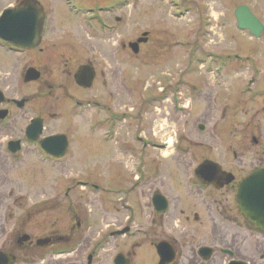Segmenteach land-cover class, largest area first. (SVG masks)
Returning <instances> with one entry per match:
<instances>
[{
	"label": "rangeland",
	"instance_id": "374dc122",
	"mask_svg": "<svg viewBox=\"0 0 264 264\" xmlns=\"http://www.w3.org/2000/svg\"><path fill=\"white\" fill-rule=\"evenodd\" d=\"M183 1L189 2L135 0L124 6L117 13L121 22L118 23L116 39H121L126 46L121 61L115 60L112 54L114 41L99 44L89 39L78 25L79 20L69 15L66 8V13L60 7L53 9L52 29L55 37L65 38L69 31L71 39L73 37L75 43H80L91 58H100L99 66L106 73L105 84L100 79L88 92L74 90L82 95L83 100L98 101L112 111L104 113L89 108L90 111L86 113L82 110L84 114L80 117H76V114L82 113L75 111L66 119L47 123L49 134L63 132L70 136L73 149L71 162L67 165L72 166H60L53 170L36 156H30L22 169H15L10 176L11 184L17 188L22 184L28 214L21 215L17 208H12L11 226L22 219L27 226H77L80 222L81 226H95V234L91 238L98 239L101 226L127 224L130 214L120 201L125 202L126 191L136 186L130 196V202L137 208V214L131 216L133 226H150L155 215L151 205L154 193H162L169 201L168 212L153 219L156 226L163 221L168 235L182 236V243H186L185 246H178L181 253L178 264H183L182 255L191 256L198 263L199 249L210 243L215 244L214 261L217 264H227L232 259L264 264L263 236L239 216L234 196L225 191L216 192L224 204L232 209L234 217H239L238 223L226 226L232 245L224 246L219 237V234L226 232L222 229L224 226H217L216 223L213 226L208 208L201 203V197L210 195L212 190L202 192L194 182V170L198 167L199 159H217L226 147L225 140H214L213 129L218 126L220 131L222 128L220 132L224 138H238L237 133L241 128L232 127L235 124H231L230 118L222 119L221 104L226 101L228 87H239L246 78L239 71L236 72L241 74L239 76L231 74L234 71L222 77L209 73L211 55H204L206 60L201 66V53L211 52L214 53L213 57L231 52L250 54L264 68V44L239 32L233 14L237 6L250 5L264 20V0H199L200 4L208 3L212 8L211 14L204 17L209 22L207 34L199 32L203 28L199 29L195 6L192 5V11L186 13L180 5ZM89 2L92 4L94 0ZM42 3L47 4L46 1ZM143 33H149L148 42L135 56L129 43L142 38ZM180 79L185 84L178 86ZM200 85L204 96L198 97L195 89ZM163 89H167L168 100L163 104H150L151 98L158 97ZM211 94L213 97L216 94L220 96L218 111L216 108L212 110L210 102L206 103ZM231 102L229 99L228 104ZM180 106L184 107L183 113ZM110 113L118 117L115 132L109 128ZM199 125H204L206 130H198ZM147 142L148 148L145 147ZM74 178L89 180L110 187L113 191L118 190V185L123 190L105 195V207L102 196L91 190L77 189L66 196V187ZM116 179L118 184L115 186ZM52 197H55L53 203L41 212L32 209V205L40 199ZM182 209L187 211L186 214H191L189 222L181 215ZM194 213H197L199 221L194 220ZM214 232L218 235V241L214 238ZM95 244L97 242L93 241ZM227 248L234 252L233 257L220 252ZM151 258L157 260L155 250L147 247L141 263L149 264Z\"/></svg>",
	"mask_w": 264,
	"mask_h": 264
},
{
	"label": "flooded vegetation",
	"instance_id": "af4514ba",
	"mask_svg": "<svg viewBox=\"0 0 264 264\" xmlns=\"http://www.w3.org/2000/svg\"><path fill=\"white\" fill-rule=\"evenodd\" d=\"M42 1H46L47 4L43 5ZM89 1L0 0V264H143L141 259L147 247L153 248L157 256V260L154 261L151 258L149 264H159L160 258L156 247L161 243H168L173 247L177 255L173 264H178L181 256L178 246L186 244L182 243V236L179 238L168 235V228L163 226V221L160 226H156L153 217L165 215L170 207L169 201L160 192L154 193L151 199L152 213L155 215L152 216L150 226H133L134 221L131 216L137 214V208L130 202V196L136 190V186L126 191L127 202L120 201L124 203L123 207L130 214L126 220L127 224L125 226H101L98 230V239L91 238L95 234V226H81L80 222L77 226H55L54 224H51L52 226H27L22 219L11 226L12 208L14 210L17 208L21 215L28 214L25 210L26 202L21 189L22 184V187L18 188L11 184L10 176L15 169H22L30 156H36L42 164H47L53 170H57L60 166L62 168L72 166L67 165L71 162L70 155L73 149L70 136L63 132L49 134L47 123L66 119L75 111L82 113L77 112V116L74 115L80 117L90 111L89 108L98 109L104 113L112 111L110 107L98 101L83 100L82 95L77 94L76 91L92 90L100 79H103L105 84L106 73L99 66L100 58H91L80 43H75L73 37L71 39L68 35L69 31L65 38L55 37L53 34L55 31L52 29L55 13L53 9L60 7L64 11L66 8L65 11L69 15L79 20L78 25L83 28L84 34L89 39L99 44L114 41L111 47L112 54L115 60L121 61L122 51L126 50V46L121 39H116L119 33L118 23L121 22L117 13L135 0H94L92 4ZM188 1V3L180 2V5L186 13H190L192 7L195 6V16L199 18V29L203 28L204 31L200 29L199 32L207 34L206 28L209 22L205 21L204 17L211 14L212 8L208 3L200 4L199 0ZM240 7H247L263 26L259 37L252 35L249 30L239 28L236 11ZM7 11H13V13L7 14ZM233 14L239 32L264 44V20L250 5L237 6ZM143 45L145 43L140 45L139 53ZM200 50L203 51L202 48ZM138 54L134 55L138 56ZM208 54L211 55L209 57L212 61L211 67L208 68L209 73L222 77L228 72L234 71L231 73L233 74L239 71L246 75L245 82L239 87H234V85L228 87V93L225 94L227 102L221 104L222 119L230 118L231 124H235L232 127L241 128V131L237 133L238 138L235 140L224 138L221 133L222 128L220 132L219 127L216 126L212 131L213 136H216L214 140L218 138L220 141L225 140L224 147L225 145L226 147L217 159L202 158L198 163V167L205 162L218 164L221 168V172L217 175L219 179H227V175L231 174L234 177L233 182L222 189H217L214 185H206L194 175V182L199 186L200 191L212 190L210 195L205 194V197H201V203L208 208L207 213L212 225L216 223L217 226H224L222 229L227 232L226 226L238 223L239 217H234L232 209L224 204L216 192L225 191L228 195L231 193L237 203L240 184L256 170L264 169V68L258 59L250 54L231 52L219 57L218 55L213 57L214 53L211 52ZM204 55L206 53L202 52L201 66L206 60ZM103 60L105 61L104 58ZM78 73L86 79L93 75L90 88L78 84L76 80ZM183 83L185 84L182 79L177 81L178 86ZM199 87L195 89L198 97L204 96L202 86ZM216 95L214 97L213 94L208 95L206 103L210 102L212 110L216 108L218 111L220 96ZM205 98H207L206 95ZM229 99L232 100L230 105L228 104ZM167 100V89H163L158 97L151 98L150 104L154 105L157 102L163 104ZM82 110H85L84 113ZM182 111L184 112V107L180 106V112L183 113ZM240 119L243 120L239 121ZM37 121H41L43 131L38 141L30 142L27 134L35 133L36 128L32 126ZM109 123L111 124L109 128L114 129L115 132L118 117H113L110 113ZM200 126L198 130L204 132L206 127L202 125L204 127L202 130ZM46 131L47 135L44 136ZM57 135L66 136L68 142L67 153L61 159L48 156L41 148L42 140ZM59 146V143L54 144V148ZM145 147H149L148 142ZM117 184L116 179L115 186ZM77 189L91 190L94 194L101 195L104 205L105 195L122 192L123 187L117 185L118 190L113 191L110 187L74 178L66 187V196ZM157 194L168 201V207L164 212L156 210L154 197ZM54 198H42L32 205V209L41 212L43 208L53 203ZM237 211L244 219L239 212L238 204ZM186 212L182 209L181 215L189 222L191 214H186ZM196 214L194 213V220L199 221ZM245 222L253 226L248 221L245 220ZM226 232H223V235L219 234V237L224 242V246H231L232 243ZM260 233L263 236L261 241L264 243V231ZM214 238L218 241L216 232H214ZM93 241L97 244L93 245ZM214 247L215 244L210 243L200 248L198 263L196 259L192 260L191 256L184 255L183 257L182 255L183 264H217V261H214ZM203 248L212 250L208 259L200 254ZM221 250L231 251L234 254L229 248ZM262 259L264 260V256Z\"/></svg>",
	"mask_w": 264,
	"mask_h": 264
},
{
	"label": "water",
	"instance_id": "95a60500",
	"mask_svg": "<svg viewBox=\"0 0 264 264\" xmlns=\"http://www.w3.org/2000/svg\"><path fill=\"white\" fill-rule=\"evenodd\" d=\"M7 14L13 13V11H7ZM239 28L241 30H249L250 33L256 37L260 36L263 30L261 23L252 15L247 7H240L236 11ZM148 34H144L142 38L136 42L129 44L130 49L135 53H139L140 44L148 41ZM76 80L79 85L90 88L92 86L93 75L90 78H82L80 73L77 74ZM32 128H36L35 133H28L27 137L30 141H37L42 134L41 121L34 122ZM200 129L204 130L201 125ZM59 143L60 146L54 148V144ZM67 138L64 135H57L41 141L42 150L47 153L48 156L61 159L64 158L67 153ZM221 172V168L218 164L213 162H205L199 166L195 173L198 178L203 180L208 185H214L217 189H222L225 185H229L233 182L234 177L228 174L227 179L220 180L217 176ZM225 174V173H224ZM225 176V175H224ZM223 181V182H221ZM238 206L241 214L251 222L255 228L264 231V169H259L253 172L248 178H246L239 186L237 194ZM154 204L158 212H164L168 203L167 200L160 194L155 195ZM160 263L159 264H173L176 261V253L173 247L168 243H161L156 247ZM212 250L203 248L200 254L208 259ZM224 254H228L233 257L234 254L231 251L222 250ZM229 264H248L247 262L240 260H232Z\"/></svg>",
	"mask_w": 264,
	"mask_h": 264
}]
</instances>
